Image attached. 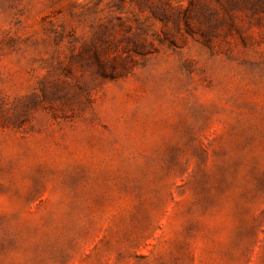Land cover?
I'll return each instance as SVG.
<instances>
[{"label": "rangeland", "instance_id": "1", "mask_svg": "<svg viewBox=\"0 0 264 264\" xmlns=\"http://www.w3.org/2000/svg\"><path fill=\"white\" fill-rule=\"evenodd\" d=\"M0 264H264V0H0Z\"/></svg>", "mask_w": 264, "mask_h": 264}]
</instances>
